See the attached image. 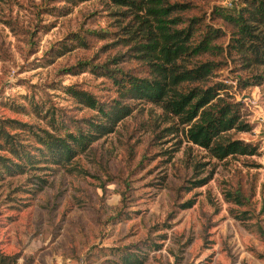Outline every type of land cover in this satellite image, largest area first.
<instances>
[{
    "label": "rangeland",
    "instance_id": "obj_1",
    "mask_svg": "<svg viewBox=\"0 0 264 264\" xmlns=\"http://www.w3.org/2000/svg\"><path fill=\"white\" fill-rule=\"evenodd\" d=\"M170 1L189 5L181 15L225 29V43L229 29L214 11H232L242 0ZM115 9L106 0H0V118L38 123L13 110L30 101L67 117L91 116L65 86L106 101L114 87L95 66L140 74ZM83 61L89 64L74 68ZM217 73L232 85L243 75L230 61ZM235 97L251 129L232 136L257 144V154L211 158L168 134L159 109L136 103L114 133L75 159L79 172H37L47 180L39 191L29 174L0 182V253L15 264H117L108 249L139 244L143 264H264V84ZM194 161L205 164L194 170ZM228 191L240 192L244 204L227 200ZM187 200L194 205L183 208Z\"/></svg>",
    "mask_w": 264,
    "mask_h": 264
},
{
    "label": "trees",
    "instance_id": "obj_2",
    "mask_svg": "<svg viewBox=\"0 0 264 264\" xmlns=\"http://www.w3.org/2000/svg\"><path fill=\"white\" fill-rule=\"evenodd\" d=\"M76 5L89 0H60ZM121 16L122 39L140 61V74L122 69L100 68L99 76L112 82L115 95L106 101L74 85L65 86V93L76 103L95 111L91 116L73 118L60 113L49 104L44 108L29 102V108L14 105L15 112L32 114L38 123L15 118H0V182L7 178L28 175L39 184L47 180L40 173L62 169L79 172L75 159L90 150L100 139L115 132L118 125L136 110V103L151 105L161 112L157 118L168 126V134H181L211 158L223 160L229 156H251L258 152L257 144L232 136L231 132L251 129L245 118L243 103L235 92L264 84V0H242L232 11L217 7L214 13L229 29L205 23L196 15L184 16L190 10L187 3L170 0H106ZM79 45L86 38L77 35ZM233 62L239 73L235 85L219 79L218 71ZM83 61L75 67L85 66ZM94 68L92 65L90 69ZM181 144V141L176 142ZM187 152V151H186ZM189 156V153H187ZM205 163L194 161L197 170ZM82 170V169H81ZM209 177L198 180L201 186ZM227 200L244 204L240 192L226 193ZM194 205L187 200L182 207ZM243 219L242 217H238ZM264 239V232L260 229ZM141 245L108 249L117 264H143ZM155 245L152 248H159ZM146 254V253H145ZM16 259L0 253V264H15Z\"/></svg>",
    "mask_w": 264,
    "mask_h": 264
}]
</instances>
